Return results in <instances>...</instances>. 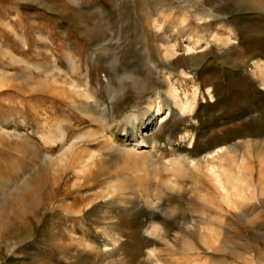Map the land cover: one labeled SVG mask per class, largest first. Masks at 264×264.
Segmentation results:
<instances>
[{
    "label": "rangeland",
    "instance_id": "374dc122",
    "mask_svg": "<svg viewBox=\"0 0 264 264\" xmlns=\"http://www.w3.org/2000/svg\"><path fill=\"white\" fill-rule=\"evenodd\" d=\"M200 12L212 14L209 25ZM183 18L193 29L179 37L166 24L164 43L154 21ZM55 63L95 100L47 81ZM258 64L264 0H0V264H264ZM171 85L190 109L168 112ZM158 100L157 130L138 125L123 137L132 110L159 120ZM60 119L66 142L81 138L69 158L95 156L86 175L52 163L63 147L40 132ZM142 138L155 146L138 156ZM216 150L221 158L205 163ZM182 157L197 167L166 168ZM44 159L40 203L28 208L17 189Z\"/></svg>",
    "mask_w": 264,
    "mask_h": 264
},
{
    "label": "bare ground",
    "instance_id": "6f19581e",
    "mask_svg": "<svg viewBox=\"0 0 264 264\" xmlns=\"http://www.w3.org/2000/svg\"><path fill=\"white\" fill-rule=\"evenodd\" d=\"M165 14H166L165 11H162L160 13V16L162 17V15H163V17H164ZM209 18H212V14L210 12L201 13V20L204 22L203 23L204 25H209L210 24V22L207 21ZM166 24L171 25L170 32H173V35H178L179 37H184L185 36L183 34L184 32H186L187 30L193 29L192 25L188 22V20L186 18L180 19L178 21V23H176L175 25L172 22H169V21H166V20L163 21V20H159V19L157 20L156 19L154 21L155 28L154 27L153 28L158 30L161 33V35L165 37V38L161 37V39H162V41L164 43H167L169 45H170V43L172 41H171L170 35H168V32H165ZM188 39H190V37H187V40ZM22 40H23V38H22ZM6 54H9V53H6ZM10 55H12V54H10ZM62 67H60V65L57 64V63L53 64L52 67H49L50 70H47L45 72L46 80L49 81V82L51 80V82L58 84V83H60L59 79H61V80L63 79L62 80V84L66 88L64 87L65 89H62V90H64L63 94L65 95V97L68 96V94H72L75 97L80 98V99L81 98L82 99L85 98L86 100H95V97L90 92V89L88 87H85L83 84H80V82L77 80V78H75V76H76V74H75L76 72L75 71H73L72 73L65 72V77L62 78L63 77L62 73H64V70H65ZM72 67L75 68V65L72 64ZM257 67H259L262 70V73H264V66L263 65H259L258 64ZM0 75H1V72H0ZM109 90H110L109 91V98H113L114 92L111 90V88ZM168 94H169L168 96H170V99L168 100L169 102L167 101L168 103L165 105L167 110H169L168 112L172 111V105H174V107L180 108L181 112H184L185 110L190 109L192 107V105H193L188 100H186V101L179 100V96L177 95L176 89L173 87V85H171V88L169 89ZM58 95L61 96L60 94H58ZM71 100H73V99H71ZM113 100H115V99H113ZM96 103L99 104V106H101V104L98 101H96ZM162 103L158 100L156 109H157V116H158L159 120H157L156 122L153 121L151 116H148L149 115V111L148 110H132V111H130L125 116L123 122H121L122 125H120V127L124 128L123 137H125V138L129 137V127H136L138 125H140V126H143V125L152 126L151 131H153V130L156 131L158 126L161 124V122H163L162 110H163L164 106L162 105ZM74 104H75V108H78L79 104H77V102H75ZM83 104H84L85 107H89L90 106L89 105L90 103L88 101H85ZM150 108H152V105L150 106ZM86 112L89 114L88 111H86ZM89 115H91V114H89ZM62 120H64V121H62ZM62 120L59 121L58 123L56 122L57 125H56L55 128H51V129H48V130L46 129V131L44 130L43 132H40V136L45 140L47 145L48 144H55V143H60L62 145L63 148H62L61 152H59L60 154L52 160V163L55 164L56 167H65V166L69 165L70 167H72L73 171H77L80 174L79 176L86 175L87 172L90 171V168L92 167V165L94 163L96 164V162H94V157L95 156L92 153V154L89 155L88 159H82V158H79V157H75L76 155L74 156L75 158H69L71 152L73 151V149L76 148V145L78 143L76 141L81 139V138H79L77 136L75 138L74 142H71V143L66 142L67 141V135L63 131L62 128L64 127V124L67 123V122H66L65 119H62ZM45 124H47V122ZM0 133H3L2 130H0ZM17 133L18 132L12 133V134L7 133L6 135L8 137H10V138L11 137L17 138V137H19V136H17ZM109 140H110V138H109ZM113 146L114 145L112 144V138H111V140L107 144H105V149L106 148L107 149H111V147H113ZM126 146H128V145H124V147H126ZM154 146H155V142L154 141L149 142L145 138H142L141 141L138 142L136 145H132V149H133V151L136 152V154L138 156H142L143 153H145V152H149L150 153L151 150L154 148ZM222 152L223 151L216 150V151H212V152L208 153L206 155V157H204V162L207 163V164H210V163L212 164L214 161L219 160L221 158ZM44 158H46V157H44ZM45 162L46 161L44 159L39 167H37V166L34 167L25 176V179H24L25 184H24V186L21 187L20 189H17V192L21 195L22 199L24 200V202L26 203L28 208H32L33 209L34 207H36L40 203V200L38 199V196H39V192L42 191L41 187H42V184H43V181H44V176L46 175V173L44 171L45 170V165H44ZM165 166H166V168L168 170H170L172 172L173 171H177L178 172V171L183 170L184 168H186L188 166H189L190 169L191 168L195 169L197 167V162H195L194 160L188 161L186 159V157L185 158L182 157V158H179L178 160H176V159L168 160L167 163H165ZM209 172H212L214 175H216L215 174L216 173L215 172V168H214L213 165L210 166V171ZM215 177L217 178V176H215ZM220 187L223 188V190L225 189V187L223 185L222 186L220 185ZM116 189H118L117 191L120 192V196H124V192L123 191L125 190V188H124V186L122 184L121 185L118 184ZM124 200H122L120 203H122V204L125 203ZM113 202H115V201L113 200Z\"/></svg>",
    "mask_w": 264,
    "mask_h": 264
}]
</instances>
